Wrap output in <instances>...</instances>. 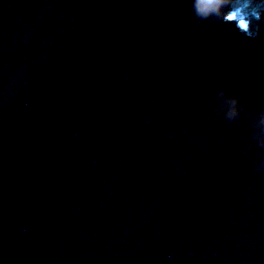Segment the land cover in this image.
<instances>
[{"label":"water","instance_id":"1","mask_svg":"<svg viewBox=\"0 0 264 264\" xmlns=\"http://www.w3.org/2000/svg\"><path fill=\"white\" fill-rule=\"evenodd\" d=\"M230 14L0 0V264H264V10Z\"/></svg>","mask_w":264,"mask_h":264},{"label":"clouds","instance_id":"2","mask_svg":"<svg viewBox=\"0 0 264 264\" xmlns=\"http://www.w3.org/2000/svg\"><path fill=\"white\" fill-rule=\"evenodd\" d=\"M192 4L193 14L200 19H207L211 15H219V9L221 7L228 8L232 14L221 19H227L233 21L235 16L240 15L243 12V18L240 20L237 27L245 35L252 37L256 35V31L259 28L258 24H254V21L261 19L260 13L264 10V0H245L242 7L232 8L224 3V0H190ZM249 9H255L254 12H249ZM252 24L251 30L248 28V24ZM219 95L223 97V102L226 108V113L229 118L234 117L239 111V103L236 96L226 94L224 89H221ZM259 126L258 136L264 137V113H259L255 117ZM261 142H264L262 140ZM260 162H264V157L260 158Z\"/></svg>","mask_w":264,"mask_h":264}]
</instances>
